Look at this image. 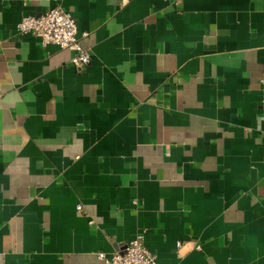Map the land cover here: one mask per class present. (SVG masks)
<instances>
[{"label": "crops", "instance_id": "0c3cea01", "mask_svg": "<svg viewBox=\"0 0 264 264\" xmlns=\"http://www.w3.org/2000/svg\"><path fill=\"white\" fill-rule=\"evenodd\" d=\"M60 5L81 69L0 0V264H264V0Z\"/></svg>", "mask_w": 264, "mask_h": 264}, {"label": "built area", "instance_id": "2783aa9c", "mask_svg": "<svg viewBox=\"0 0 264 264\" xmlns=\"http://www.w3.org/2000/svg\"><path fill=\"white\" fill-rule=\"evenodd\" d=\"M47 1L51 3L48 11L40 16L23 17L16 27L17 32L38 38L43 48L54 45L59 49L70 51L72 53L70 63L76 68L87 66L91 58L79 44L80 37L75 18L61 7L60 0ZM76 209L80 211L81 206H77ZM97 257L104 264H157L155 256L145 247L142 234L132 239L124 251L110 256L98 253Z\"/></svg>", "mask_w": 264, "mask_h": 264}]
</instances>
